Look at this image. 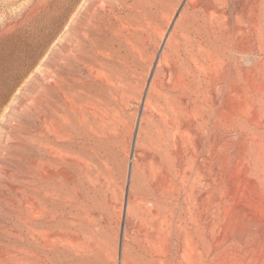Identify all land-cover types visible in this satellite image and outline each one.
<instances>
[{
	"label": "rangeland",
	"instance_id": "374dc122",
	"mask_svg": "<svg viewBox=\"0 0 264 264\" xmlns=\"http://www.w3.org/2000/svg\"><path fill=\"white\" fill-rule=\"evenodd\" d=\"M87 1L0 0V264L40 262L45 224L52 262L264 264V0L218 5L231 23L192 71L161 62L190 0H163L152 23L125 0L109 24L123 46L82 52L80 77L64 36ZM162 80L176 98L148 104Z\"/></svg>",
	"mask_w": 264,
	"mask_h": 264
},
{
	"label": "bare ground",
	"instance_id": "6f19581e",
	"mask_svg": "<svg viewBox=\"0 0 264 264\" xmlns=\"http://www.w3.org/2000/svg\"><path fill=\"white\" fill-rule=\"evenodd\" d=\"M162 1L163 0H142V2H140V7L145 12V16L148 22L152 23L153 19L157 18L159 14L158 11L160 10L162 5ZM203 1L204 0H190L189 3L186 4L185 8H183V14L181 18L182 20L185 19L187 23L183 24L182 21L179 20V22L176 24V28L167 42V52L164 55L163 59L161 60L163 64L167 65L166 66L167 69L170 68V65H173L172 67H174L176 62H177L176 65L179 64L181 68H186L191 71L193 70L192 65H196L200 69L203 66L202 61L205 60L206 57L211 56L213 53L219 52L220 50L219 44L220 41H222L223 32L226 30V28H229V25L231 23V18L230 15L228 16L224 12L223 13L220 12L219 11L220 8L218 7V5L223 4L225 5V7L228 6L231 7L233 1L212 0V2L206 4H203ZM125 3H126L125 0H88L81 12L82 18H85L81 31L78 33V35H76L74 39L71 38L70 33L65 34L64 36L65 56L68 62L72 57L75 58L77 63L76 74L78 73V76L82 77L83 75L82 71L80 70V64L83 62L86 63L88 62V60L80 57V54L82 52H86L88 54V59H89L90 57H93V54L95 52H98L99 54L103 55L104 52L106 53L105 48L114 45V43L123 46V41L121 37H118L121 34L116 33L113 29H110L111 26L109 24H110V18L116 17L117 15V13L115 12L116 8L119 5H124ZM145 4H147L148 9H145ZM106 23L108 25H106ZM238 26L239 25L235 24L233 28L230 29L231 34L234 32L237 33L239 29ZM105 34L107 37L110 36L112 38L100 37V35H105ZM168 51H170V53ZM107 54L109 53L107 52ZM142 55H143V51L139 49L138 51H136V54L134 55L125 54L120 56L118 53V58L122 60V63L127 65L128 63L129 64L138 63V61L142 58ZM98 62H99L98 64H100L99 66L103 67V63L99 60ZM160 74L161 71L160 69H158L156 71L153 84L156 83L158 84ZM122 78L124 79L123 76ZM77 80H78V82H76L78 85L77 88H79L83 85L84 81L81 78ZM163 83H164L163 80L162 82L161 81L159 82V85L161 86L160 89H157L156 86L153 85V87L151 88V94L148 95L149 96V98L147 99L148 104H151L153 100L154 102H160V103L162 101L163 102L162 105L163 104L167 105L168 100L170 99L174 100L176 98V96L170 95L168 92L165 93L162 90ZM122 84L123 81L121 79H116V82L112 81L111 82L112 88L105 90L104 92H100L98 100L105 106H109L111 102L110 97L118 93L117 88ZM154 94L156 96L155 99H154ZM166 112H169L171 114L177 113V111L172 109L171 106L170 108H167ZM133 203H135V201H133ZM137 217L138 216H136V218ZM55 229L56 226H53L52 224L35 225L34 227L35 234L33 236V242L36 248L35 255L37 259L40 260V262H34L33 264H58V263L63 264L64 263V262H52V253L56 250L55 249L57 247L56 244L60 243V240L55 239L52 235L55 233ZM52 244L54 246L53 248L51 247ZM66 263L76 264V262H71V263L66 262ZM82 263H88V262H82Z\"/></svg>",
	"mask_w": 264,
	"mask_h": 264
}]
</instances>
